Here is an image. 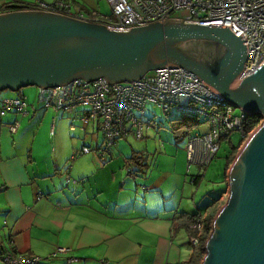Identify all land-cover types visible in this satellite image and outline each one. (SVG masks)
I'll list each match as a JSON object with an SVG mask.
<instances>
[{"label":"crops","instance_id":"1","mask_svg":"<svg viewBox=\"0 0 264 264\" xmlns=\"http://www.w3.org/2000/svg\"><path fill=\"white\" fill-rule=\"evenodd\" d=\"M18 1L34 5L39 0ZM64 1L87 18L93 12L104 15L111 10L108 0ZM17 94L26 95L27 114L7 110L0 115V246L39 256L37 264H181L189 257L190 230L175 219L178 212L197 208L185 174L169 179L164 171H150L152 153L148 151L146 158L132 154L124 159L111 152L99 153V148L104 150L101 133L95 147L85 140L80 145L63 141L55 126L60 130L63 116L69 118V125L77 121L45 108L38 101L37 86L2 92L0 99ZM14 120L18 126L10 131L7 124ZM175 126H179L176 121L167 123L177 136L181 127ZM88 127L100 132L97 122H89L83 131ZM83 146L90 150L82 151ZM138 175L147 189L139 187ZM223 181L219 204L228 192L227 176ZM189 193L195 206L181 208L183 201L190 202ZM201 214L205 218L207 213ZM182 227L189 246L179 239ZM59 246L67 247V252L53 255ZM69 257L75 259L68 262Z\"/></svg>","mask_w":264,"mask_h":264},{"label":"water","instance_id":"2","mask_svg":"<svg viewBox=\"0 0 264 264\" xmlns=\"http://www.w3.org/2000/svg\"><path fill=\"white\" fill-rule=\"evenodd\" d=\"M11 8L0 12V90L78 77L132 81L168 64L198 76L225 103L261 117L228 168L226 201L214 214L201 264H264V61L239 76L245 38L228 26L176 17L117 31L87 18Z\"/></svg>","mask_w":264,"mask_h":264},{"label":"built area","instance_id":"3","mask_svg":"<svg viewBox=\"0 0 264 264\" xmlns=\"http://www.w3.org/2000/svg\"><path fill=\"white\" fill-rule=\"evenodd\" d=\"M111 10L108 14L92 13L87 18L82 12H73L64 0L38 1L36 9L87 18L104 23L109 29L126 31L129 27L145 25L154 21L176 17L186 22L206 25L228 26L247 44V56L239 76L253 71L264 61V0H108ZM177 10H184L182 16H172ZM38 101L45 107L69 115L83 125L97 122L103 136L104 149L117 139L129 134L136 138L144 136L143 128L151 125L152 115L146 106L156 105L164 114L172 110L195 112L205 115L204 126L196 125L193 131H186L189 162L207 165L217 153L220 141L231 131L237 130L241 142L251 131L245 132V113L225 103L219 93L202 79L181 66L160 67L132 81L107 82L100 77L91 81L78 77L64 84L38 87ZM26 95L0 99V115L7 110L27 114ZM15 131L16 120L7 124ZM76 128L71 123L70 129ZM193 129V128H192ZM90 148L82 147L87 152ZM69 180V179H67ZM142 189L147 186L142 185ZM203 214L189 223V240L196 244L203 230ZM59 246L52 253L67 252ZM0 259L2 264H37L39 256L21 255L6 248ZM75 259L67 258V261Z\"/></svg>","mask_w":264,"mask_h":264},{"label":"rangeland","instance_id":"4","mask_svg":"<svg viewBox=\"0 0 264 264\" xmlns=\"http://www.w3.org/2000/svg\"><path fill=\"white\" fill-rule=\"evenodd\" d=\"M2 1L5 0H0V4L2 3ZM107 10L110 9L107 8ZM184 13H185L184 10H177L172 14V16H182L184 15ZM29 87L36 88V86H26L21 89L29 88ZM2 92L13 93L14 91H11L9 89L0 90V93ZM146 108L148 111L147 113L152 115L153 122L151 125L145 128L146 132L144 133V137L139 139L136 138L134 135L129 134V136H127L126 138H120L118 140V143L109 146L106 149H104V144H100L101 138L99 135L101 133V130L100 132L98 131L99 133H97L96 130L95 132H92L91 128L88 127L87 132H84L83 127L85 125H83L80 121L76 122L77 126L74 130H70V125H69L70 120L65 116H63L64 124H62L60 130L58 128V125L55 126L56 129L55 133L56 135L60 136L63 141H68V142L75 141L76 143H79V145L82 143V140H85V143L87 144L90 143L91 146L93 147H95L96 144L97 145L100 144L102 145L101 148H103L104 150L99 148L96 151L105 154H109L111 152L113 157L122 155L124 159L128 156H131L132 154H134L135 156H141L142 154H144L146 158L147 154H149L146 151L152 153L150 154V161H148L150 163L149 170L150 171L154 170V172L156 173L157 171L160 172L164 171V173L168 175L169 179L172 178L173 176L181 175V172L183 173V175L185 174L188 188L192 189V192L195 195L194 197L195 203H197V206L203 208V205L206 203L205 200L209 199L208 193L211 192L209 194H212L214 193V190H218L219 188L222 189L224 187L223 180H224L225 163L227 159L226 157L231 151L232 145H237L241 140V135L239 131L233 130L230 132L228 136H225L221 139L217 153L207 165H200L195 162L190 163L188 160V151L186 149L188 139L187 137H185V133L190 129H191L190 131L195 130L196 129L195 125L188 126L182 124V122L180 121L181 129L177 133V136H175L170 131V129L167 128V123L169 122L168 118L171 119V121L179 122V120L175 119L178 117L173 116V113L170 112L164 114L161 111V109L156 105L148 104ZM238 111L239 108L235 107L234 112H238ZM61 114L66 115L64 113ZM202 125L204 126L205 124L203 123ZM38 135L40 136V134ZM241 144L239 145V148ZM236 154L237 152L234 154V157ZM159 156H161L160 162H158ZM131 164H133V166L137 169L135 159L132 158ZM186 171L188 174H198V173L202 174L198 184H194L190 182V176L186 174ZM140 180L143 181L144 179L138 175L136 182L139 184V187H141L142 185H146L144 182ZM227 193L222 198V200H220L223 201L221 204L218 203L219 201L217 202L215 206L217 210L226 201ZM139 194L143 195L144 192H140ZM188 196L190 202L187 201L185 203V201H183V205L181 206V208H191V207L193 208V206H195L194 204L192 205L191 193H189ZM176 204H178V202H176ZM203 211L205 210L203 209ZM2 226H3L2 216L0 215V229L2 228ZM178 234H179V239H181L182 242L185 241L186 244L188 245L187 233L183 229V227L180 229ZM0 264H2L1 259H0Z\"/></svg>","mask_w":264,"mask_h":264},{"label":"trees","instance_id":"5","mask_svg":"<svg viewBox=\"0 0 264 264\" xmlns=\"http://www.w3.org/2000/svg\"><path fill=\"white\" fill-rule=\"evenodd\" d=\"M13 4L23 5V7L27 8V9L34 8L33 5H30V4L23 2V1L5 0V1H2V3L0 4V11L12 9L11 7L13 6ZM170 113H173V116L178 117L175 119L179 120V122L176 121L179 126L181 125L180 121L182 122V124H185L188 126H191V125H195V126L197 125L198 126V125L203 124L205 122V115H203V114L198 115L195 112H183V111H176V110H172ZM168 121H171V119L168 118ZM260 121H261V117L259 115H255V114L248 115L245 113V121H244L245 132L251 131L256 125L259 124ZM179 126L178 127L175 126V128H179ZM240 144H241V142H239L237 145H232V149L226 157L227 159H226V163H225L224 176H227V174H226L227 168L229 167V165L233 161L234 154L238 151ZM189 176H190V180L194 184H198L199 180L201 179L202 174H200V173L189 174ZM221 191H223V190L218 189V190H214V193H212V194H209V193H211V192H209L208 193L209 199L205 200L206 203L203 205V208L197 206V208H194L191 212L180 211L175 216V219L180 220L179 225H183L188 230L189 229L188 228L189 223L195 217H197L202 212L207 213L205 218H203V224H204L203 230H202L201 234L199 235L197 243L191 244L190 240H188V243L191 245L192 249H191L189 257L186 260L182 261L181 264H201L203 256L205 254V241H206V238L208 237L210 230H211L212 220H213L214 214L217 211V208L215 206L218 202V197H219V194L221 193ZM203 209L205 211H203ZM209 209H211V211L207 212V210H209ZM190 233H191V231H190ZM5 250H6L5 246H0V256H1L2 252H4ZM11 250L13 252H16L13 249H11Z\"/></svg>","mask_w":264,"mask_h":264},{"label":"flooded vegetation","instance_id":"6","mask_svg":"<svg viewBox=\"0 0 264 264\" xmlns=\"http://www.w3.org/2000/svg\"><path fill=\"white\" fill-rule=\"evenodd\" d=\"M5 11V10H4ZM1 12V11H0Z\"/></svg>","mask_w":264,"mask_h":264}]
</instances>
